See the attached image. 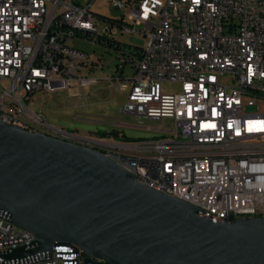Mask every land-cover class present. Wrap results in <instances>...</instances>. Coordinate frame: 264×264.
Returning a JSON list of instances; mask_svg holds the SVG:
<instances>
[{
  "label": "built area",
  "instance_id": "obj_1",
  "mask_svg": "<svg viewBox=\"0 0 264 264\" xmlns=\"http://www.w3.org/2000/svg\"><path fill=\"white\" fill-rule=\"evenodd\" d=\"M89 1L0 0V119L96 150L131 169L141 185L168 191L206 218H264V0H107L124 12L116 20L92 12L98 0ZM137 33L143 47L115 39ZM77 39L115 50L119 65L133 66L132 79L112 80L128 92L125 114L157 123L170 137L85 136L58 129L29 108L36 93L92 85L93 63L71 46ZM10 47L24 50V59L9 56ZM165 84L180 89L166 93ZM35 242L11 222L0 226V264H86L90 258L76 245L5 258Z\"/></svg>",
  "mask_w": 264,
  "mask_h": 264
},
{
  "label": "water",
  "instance_id": "obj_2",
  "mask_svg": "<svg viewBox=\"0 0 264 264\" xmlns=\"http://www.w3.org/2000/svg\"><path fill=\"white\" fill-rule=\"evenodd\" d=\"M0 214L36 237L8 260L76 245L106 264H264V218H206L100 152L1 119Z\"/></svg>",
  "mask_w": 264,
  "mask_h": 264
},
{
  "label": "rangeland",
  "instance_id": "obj_3",
  "mask_svg": "<svg viewBox=\"0 0 264 264\" xmlns=\"http://www.w3.org/2000/svg\"><path fill=\"white\" fill-rule=\"evenodd\" d=\"M83 4H89V0H81ZM92 12L111 20L120 19L124 12L116 10L107 0H98L92 6ZM142 27L136 30L142 31ZM116 40L123 44H132L143 47L144 36L117 35ZM85 52L89 61L93 63V70L87 76L93 81L92 85L82 91L78 84L72 88L51 93H36L30 101L29 108L43 116L51 125L68 132L80 133L85 136H99L100 132H117L116 140H145L162 137H170L166 132L156 130L157 123L145 118L137 120L133 116L125 114L128 101V92H121L112 86L113 77L122 76L132 79L135 70L131 64L125 67L119 65V55L115 50H108L100 45H93L83 40H74L71 43ZM121 70L123 74H121ZM166 93L179 91V85L165 84ZM85 97H78L80 94ZM249 111H255L254 108ZM169 126V121H164ZM168 130V129H166Z\"/></svg>",
  "mask_w": 264,
  "mask_h": 264
},
{
  "label": "bare ground",
  "instance_id": "obj_4",
  "mask_svg": "<svg viewBox=\"0 0 264 264\" xmlns=\"http://www.w3.org/2000/svg\"><path fill=\"white\" fill-rule=\"evenodd\" d=\"M9 56L14 57L15 60H22L24 59V50H18V47H10ZM0 81H1V73H0ZM17 127L28 133L34 134V132H30V129H23V126H17ZM77 145L85 147V145L83 144H77ZM124 170L131 174V169H124ZM161 194L168 196V191H161ZM0 226L3 228H10V221L4 220L3 217H0Z\"/></svg>",
  "mask_w": 264,
  "mask_h": 264
},
{
  "label": "trees",
  "instance_id": "obj_5",
  "mask_svg": "<svg viewBox=\"0 0 264 264\" xmlns=\"http://www.w3.org/2000/svg\"><path fill=\"white\" fill-rule=\"evenodd\" d=\"M121 72H123V71L121 70ZM98 134L100 137H110V136L118 137L119 136V134L117 132H113V131L112 132H100Z\"/></svg>",
  "mask_w": 264,
  "mask_h": 264
}]
</instances>
